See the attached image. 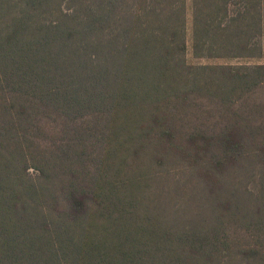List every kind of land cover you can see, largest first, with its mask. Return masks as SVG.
I'll return each instance as SVG.
<instances>
[{"label": "trees", "instance_id": "16d2710c", "mask_svg": "<svg viewBox=\"0 0 264 264\" xmlns=\"http://www.w3.org/2000/svg\"><path fill=\"white\" fill-rule=\"evenodd\" d=\"M187 12L194 58L264 59V0H0V264H264L228 202L174 230L142 201L174 160L211 189L250 143L264 165V135L233 119L264 63L189 64Z\"/></svg>", "mask_w": 264, "mask_h": 264}, {"label": "rangeland", "instance_id": "374dc122", "mask_svg": "<svg viewBox=\"0 0 264 264\" xmlns=\"http://www.w3.org/2000/svg\"><path fill=\"white\" fill-rule=\"evenodd\" d=\"M190 0H187L189 6ZM191 19L190 13L186 15V60L191 65L198 64H232L264 63V59H197L194 58L190 48ZM202 108V115L198 121L209 126L214 124L219 117L208 113V107ZM237 112L233 119H237L248 132H259L260 138L264 135V82L251 92L245 94L234 104ZM207 111V113L204 112ZM210 111V110H209ZM214 112V111H213ZM223 121V120H220ZM248 136V134H247ZM251 136H248V139ZM241 138H247L241 135ZM257 139V140H259ZM256 143V141H255ZM255 143L249 144L244 152L249 156L242 163L226 166L219 174L218 185L212 189L206 184V177L200 167L192 166L183 161L174 160L154 170L153 179L144 190L143 200L152 202L153 214L160 219L162 224L172 227L174 230L198 228L199 226H212L222 213L235 207L238 209L237 223H229L228 233L234 242L244 243L258 242L264 245V227H252L250 221L258 215L264 214V200H261L260 192L264 185V165H260L254 156ZM145 199V200H144ZM151 200V201H150ZM229 203L231 207L226 209L223 203ZM226 209V210H225ZM225 210V212H224ZM232 210L226 215L225 225L232 216ZM242 214L249 216V221ZM222 218V217H220ZM250 233L253 236H250ZM250 237V238H249Z\"/></svg>", "mask_w": 264, "mask_h": 264}]
</instances>
